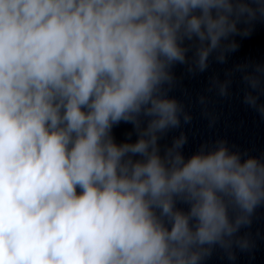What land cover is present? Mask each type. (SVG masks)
I'll return each mask as SVG.
<instances>
[{"label": "clouds", "instance_id": "9594fccd", "mask_svg": "<svg viewBox=\"0 0 264 264\" xmlns=\"http://www.w3.org/2000/svg\"><path fill=\"white\" fill-rule=\"evenodd\" d=\"M258 25L264 0H0V264L252 254L264 152L218 137L186 154L192 116L175 92ZM234 85L264 120V60L206 91L227 101ZM196 102L213 128L211 101ZM120 124L131 129L117 141Z\"/></svg>", "mask_w": 264, "mask_h": 264}, {"label": "water", "instance_id": "95a60500", "mask_svg": "<svg viewBox=\"0 0 264 264\" xmlns=\"http://www.w3.org/2000/svg\"><path fill=\"white\" fill-rule=\"evenodd\" d=\"M241 47L237 53L230 56L225 65L212 63L203 74L195 78L184 76L180 88L175 95L186 104V110L192 116L190 125L182 126L181 130L188 137V144L185 152L190 153L204 140L226 138L230 144H235L240 148L251 149L254 154L264 152V120L258 114L247 109L235 93L237 87L233 86L234 95L227 101H222L214 95H209L206 89L209 86V79L218 77L224 79V72L233 64L245 59L264 60V25H258L253 35L240 41ZM178 77L184 75L183 67H177ZM186 92V94H185ZM201 95L206 96L211 103L208 110L216 118L217 122L213 128L208 127V121L201 116V106L196 102ZM131 129V125L120 124L113 129L117 141L125 138V133ZM179 131L169 134L178 135ZM259 219L253 226V233L259 231L261 239L257 240V247L252 254H238L235 264H264V210L259 213ZM209 264H229L226 260H221L218 255L213 256Z\"/></svg>", "mask_w": 264, "mask_h": 264}]
</instances>
